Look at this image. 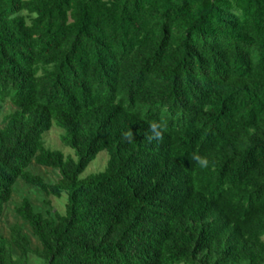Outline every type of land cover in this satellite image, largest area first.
I'll use <instances>...</instances> for the list:
<instances>
[{
  "label": "trees",
  "instance_id": "trees-1",
  "mask_svg": "<svg viewBox=\"0 0 264 264\" xmlns=\"http://www.w3.org/2000/svg\"><path fill=\"white\" fill-rule=\"evenodd\" d=\"M20 179L66 211L0 264H264V0H0V221Z\"/></svg>",
  "mask_w": 264,
  "mask_h": 264
},
{
  "label": "rangeland",
  "instance_id": "rangeland-1",
  "mask_svg": "<svg viewBox=\"0 0 264 264\" xmlns=\"http://www.w3.org/2000/svg\"><path fill=\"white\" fill-rule=\"evenodd\" d=\"M10 108L11 106L8 105L7 109ZM63 133L64 131L62 129L53 126V128L44 135L45 145L50 149L59 150L65 155H72L75 157V152L62 144L61 135ZM108 160V152H101L81 178L87 177L93 173L104 171L107 167ZM29 171L43 177L45 181L50 184H54L60 179L59 170L42 167L36 163L30 165ZM67 198V194H64L62 198L48 196L38 187L29 185L20 179L14 187L12 198L7 204L4 216L0 221V234L9 237L11 227L14 225H20L23 228L24 233L30 239L32 248L34 250L41 249L40 243L33 234L31 227L17 214V208L22 204L24 199H28L33 205L35 211L42 213L45 217H50L54 216L56 213L65 214ZM17 255H19L18 252ZM30 259L31 264H44V262L35 255H31Z\"/></svg>",
  "mask_w": 264,
  "mask_h": 264
},
{
  "label": "clouds",
  "instance_id": "clouds-1",
  "mask_svg": "<svg viewBox=\"0 0 264 264\" xmlns=\"http://www.w3.org/2000/svg\"><path fill=\"white\" fill-rule=\"evenodd\" d=\"M148 131L151 133L150 136L146 137V139L151 143L153 141H162L163 134L166 131V126L163 122L151 121L148 124ZM122 138L128 141H131L133 138V132L128 131L122 134ZM191 160L194 161L201 168L209 167L210 161L206 156H201L199 154H193Z\"/></svg>",
  "mask_w": 264,
  "mask_h": 264
}]
</instances>
